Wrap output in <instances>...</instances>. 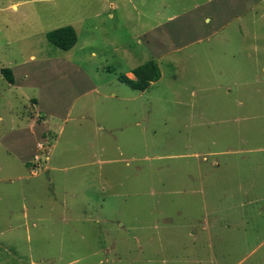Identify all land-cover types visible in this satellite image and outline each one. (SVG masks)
Returning <instances> with one entry per match:
<instances>
[{
    "label": "rangeland",
    "instance_id": "374dc122",
    "mask_svg": "<svg viewBox=\"0 0 264 264\" xmlns=\"http://www.w3.org/2000/svg\"><path fill=\"white\" fill-rule=\"evenodd\" d=\"M0 264H264V0H0Z\"/></svg>",
    "mask_w": 264,
    "mask_h": 264
},
{
    "label": "trees",
    "instance_id": "16d2710c",
    "mask_svg": "<svg viewBox=\"0 0 264 264\" xmlns=\"http://www.w3.org/2000/svg\"><path fill=\"white\" fill-rule=\"evenodd\" d=\"M46 39L54 46L62 49H70L77 41L75 29L71 25L57 27L45 33ZM2 73L9 82H13V74L10 68H2ZM133 78L125 74H119L118 79L135 90L143 91L161 76L159 66L153 59L135 66L132 69Z\"/></svg>",
    "mask_w": 264,
    "mask_h": 264
},
{
    "label": "crops",
    "instance_id": "0c3cea01",
    "mask_svg": "<svg viewBox=\"0 0 264 264\" xmlns=\"http://www.w3.org/2000/svg\"><path fill=\"white\" fill-rule=\"evenodd\" d=\"M2 74H3V73H2ZM12 74H13V82H14V79H15V73L12 72ZM130 75L134 77L133 73H130ZM13 82H10V83H13ZM42 116H43V115H41V117H42ZM33 126H34V125H32V131L35 133V131H34V129H33ZM36 147H37V144H36ZM37 149H38V148H37ZM38 151H39V150H38ZM36 154H37V153H36ZM26 165L29 166V165L27 164V162H26Z\"/></svg>",
    "mask_w": 264,
    "mask_h": 264
},
{
    "label": "built area",
    "instance_id": "2783aa9c",
    "mask_svg": "<svg viewBox=\"0 0 264 264\" xmlns=\"http://www.w3.org/2000/svg\"><path fill=\"white\" fill-rule=\"evenodd\" d=\"M42 145L41 144H37V148H38V150H40V149H42ZM39 158V155L38 154H36L35 155V159H38Z\"/></svg>",
    "mask_w": 264,
    "mask_h": 264
}]
</instances>
